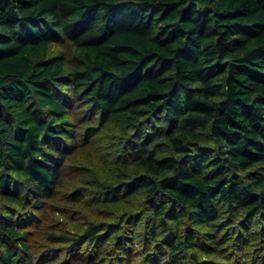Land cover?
Returning a JSON list of instances; mask_svg holds the SVG:
<instances>
[{
	"label": "trees",
	"instance_id": "1",
	"mask_svg": "<svg viewBox=\"0 0 264 264\" xmlns=\"http://www.w3.org/2000/svg\"><path fill=\"white\" fill-rule=\"evenodd\" d=\"M0 264H264V0H0Z\"/></svg>",
	"mask_w": 264,
	"mask_h": 264
},
{
	"label": "rangeland",
	"instance_id": "2",
	"mask_svg": "<svg viewBox=\"0 0 264 264\" xmlns=\"http://www.w3.org/2000/svg\"><path fill=\"white\" fill-rule=\"evenodd\" d=\"M54 53H63L71 60V66H74L76 63L74 61L75 47L70 43L66 42L64 45L58 46L54 45L51 49ZM84 114H80L77 117V122L80 127V139L83 137L84 127L86 126L87 120L84 119ZM116 125L108 128L109 133L108 137H111V143L103 150L100 151V139L102 136H99L97 141H94L91 145L81 144L73 151V156L69 161V164L65 168L64 172V184L60 188V193L57 198L53 199L51 202L59 205L65 203L62 201L64 196L67 194L69 189L80 182L82 176H87L91 171L95 170L98 174L101 172L109 174L108 171H111L115 168V157L119 153V147L114 141V130ZM98 142V143H97ZM103 144L107 142L102 139ZM99 147V149H98ZM100 158V159H99ZM79 185V184H78ZM62 210H55L53 206L44 211L43 218L44 223L41 224L39 230L31 235L33 242L35 243V251L38 257V253L43 248V243L46 240V234L54 226L59 227L61 237L64 241H67L72 228V224L67 220L66 211L63 213L58 212ZM68 242V241H67Z\"/></svg>",
	"mask_w": 264,
	"mask_h": 264
}]
</instances>
